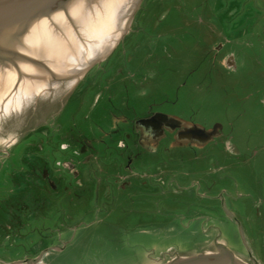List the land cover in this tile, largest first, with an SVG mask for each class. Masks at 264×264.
<instances>
[{
  "label": "rangeland",
  "instance_id": "374dc122",
  "mask_svg": "<svg viewBox=\"0 0 264 264\" xmlns=\"http://www.w3.org/2000/svg\"><path fill=\"white\" fill-rule=\"evenodd\" d=\"M127 1L116 9L123 21L114 35L73 62L79 72L71 61L56 78L40 72L41 89L14 105L0 102V264H117L112 255L85 251L113 252L121 264H132L133 253L134 264H147L162 249L167 253V245L169 251L185 248L194 236L191 248H208L189 224L197 217L217 226L210 241L234 249L240 238L218 226L225 208L246 239L249 230L264 244V0ZM227 54L232 70L218 63ZM18 62L42 66L0 51L1 66L16 80L11 93L24 80L12 66ZM147 111L217 124L221 136L203 150L142 156L134 172L147 180L156 168L160 182L103 202L99 194L108 183L101 170L114 176V164L121 165L115 142L103 133L115 118ZM77 138L92 141L99 166L82 167L78 199L61 204L51 198L34 213L25 178L30 146L39 145L54 163L62 157L59 145ZM218 251L196 254L216 258ZM220 252L218 261L228 263V253Z\"/></svg>",
  "mask_w": 264,
  "mask_h": 264
},
{
  "label": "flooded vegetation",
  "instance_id": "af4514ba",
  "mask_svg": "<svg viewBox=\"0 0 264 264\" xmlns=\"http://www.w3.org/2000/svg\"><path fill=\"white\" fill-rule=\"evenodd\" d=\"M37 2L33 3L37 5L33 10L36 11L31 14L32 18L39 16L37 14L40 12V15H47L45 7H52L58 3L43 5L41 2ZM27 18H22L17 22L23 19H26V21L30 20ZM217 53L219 52L216 49L214 54L215 59L217 58ZM218 63L227 70L234 68V60L231 54L221 56L218 59ZM76 66L79 68V63ZM77 67L73 66V68H76L74 69L75 72H79ZM87 68L85 69L87 70ZM86 70L83 69V74ZM221 132L222 128L217 124L208 127L150 111H147L143 116L132 119H126L123 116L115 118L109 130H105L103 135L115 142L114 156L121 160V165L114 164L113 169H116L114 176L110 174L106 175L103 166L100 174L106 179L108 187H104L99 194L101 195V200L103 202L111 200L112 202L116 196L122 197L126 194L127 190L131 191L138 187L139 191H145L148 189L149 182L155 185L160 182L156 168L155 173L150 174V178L147 180H145L147 175L144 172H134L133 164L140 163L141 161L139 160H141L142 156H154L159 151L166 155H171L174 151L185 148L193 151L203 150L208 144L220 138ZM62 144H67L68 147L62 149L60 147L61 144L59 145V152H61L62 157L54 163H51L48 156L42 153V148L39 145L30 146L33 156H29L28 158L25 178L30 190L28 198L30 197L31 200L28 203L33 211L35 209L39 210L41 208L40 205H45L51 198L58 199L61 204L78 199L84 191L85 186L81 178L82 167L88 166L91 163L99 166L96 163L99 159L94 156L95 149L92 147L91 140L77 138L72 143ZM141 197L144 200V196ZM29 212L31 213V211ZM29 215L34 216L32 213ZM222 219L221 221H223ZM189 224L193 226L197 225L199 231H201V236L204 239L202 238L203 240L200 244L209 246L216 243L214 240V243L212 240L210 241L208 234L211 231H218V229L217 226L210 225L208 218L198 219L197 217L192 219ZM221 224L222 222H219L218 226L221 227ZM204 227H206L205 230ZM144 232L147 233V230H144ZM52 248L54 247L51 246L50 249Z\"/></svg>",
  "mask_w": 264,
  "mask_h": 264
},
{
  "label": "water",
  "instance_id": "95a60500",
  "mask_svg": "<svg viewBox=\"0 0 264 264\" xmlns=\"http://www.w3.org/2000/svg\"><path fill=\"white\" fill-rule=\"evenodd\" d=\"M35 1L43 5L59 4L45 7L47 15H40V12L32 18L31 14L36 11H33L37 5L33 4ZM25 17L30 20L17 22ZM107 23L108 7L104 0H0V51L31 60L69 62L94 47ZM191 239L189 246L175 251H169L167 245V253L162 249L161 256L147 264H236L202 259L196 251L215 247L191 248L195 236ZM85 252L101 258L112 255L116 263L121 264L113 252Z\"/></svg>",
  "mask_w": 264,
  "mask_h": 264
},
{
  "label": "bare ground",
  "instance_id": "6f19581e",
  "mask_svg": "<svg viewBox=\"0 0 264 264\" xmlns=\"http://www.w3.org/2000/svg\"><path fill=\"white\" fill-rule=\"evenodd\" d=\"M104 1L108 7V23L104 34L98 40L99 44H100V40L111 38L114 35L116 27L119 26L121 21H123L121 20V16L119 15L120 12H117L116 9L123 4V3L121 4V2H125L127 0H104ZM126 3L124 4L128 5L129 1H127ZM121 12L123 13V8ZM75 60L76 58L71 60V63L75 62ZM39 62H41L40 65L42 66L38 68H34L33 66L30 67V65L33 64L27 65L23 68L22 63L20 62L12 65L16 73H20V70L24 72V77H23L24 80H21L23 82L20 85H18V89L14 90L12 93L10 92L11 91L10 89L13 88L14 82L16 80L12 78V75H10V72L8 71L9 68L7 69L8 66L7 65L1 66L2 64H0V102L3 100L2 102L6 101L7 105L16 104L17 101L20 100V98L28 97L30 94L33 93V91L35 92L36 90L41 89L42 86L45 85V76L41 74L42 72L46 71L48 76L52 78H56L57 76L63 75L62 71L67 67L66 65L68 63V62H44V61H39ZM76 65H78L77 62L72 64V66H76ZM8 93L11 94L9 95ZM7 94L9 96L4 100L3 98L5 95L7 96Z\"/></svg>",
  "mask_w": 264,
  "mask_h": 264
},
{
  "label": "crops",
  "instance_id": "0c3cea01",
  "mask_svg": "<svg viewBox=\"0 0 264 264\" xmlns=\"http://www.w3.org/2000/svg\"><path fill=\"white\" fill-rule=\"evenodd\" d=\"M222 220L223 221H220L222 222L221 225L224 226L226 229L228 228L229 230L233 231L231 232L233 238L236 239L240 238V240H238L239 242L236 241V244L234 245L235 246L234 249L228 247V245H226L222 240H220L221 242L219 241V243L216 242L213 245L210 244L208 247L219 248L218 251L219 256L216 258L210 256L209 258H204V260L207 259V261L209 260L218 261L219 259H221V257H223L222 254H220L221 253L220 250L224 249V251L228 253L227 257H230L229 258L230 262L232 261L235 262L236 264H264V244H260L256 240L257 238H255L251 233H249L247 227L245 228L248 230L247 233L249 235H247V239H246L244 235L243 227L241 224L235 221L231 209L229 210L225 209V216ZM195 227L198 229L197 225ZM234 227H236L238 231V235L235 233ZM172 231H169L168 233H171ZM161 240L162 239H160V242Z\"/></svg>",
  "mask_w": 264,
  "mask_h": 264
},
{
  "label": "clouds",
  "instance_id": "9594fccd",
  "mask_svg": "<svg viewBox=\"0 0 264 264\" xmlns=\"http://www.w3.org/2000/svg\"><path fill=\"white\" fill-rule=\"evenodd\" d=\"M62 149H65V148H67L68 147V145L67 144H61V146H60Z\"/></svg>",
  "mask_w": 264,
  "mask_h": 264
}]
</instances>
